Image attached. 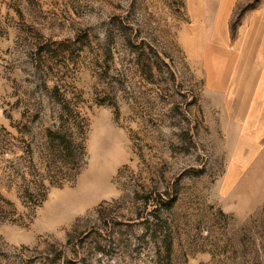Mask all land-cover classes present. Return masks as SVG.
<instances>
[{"label": "rangeland", "instance_id": "rangeland-1", "mask_svg": "<svg viewBox=\"0 0 264 264\" xmlns=\"http://www.w3.org/2000/svg\"><path fill=\"white\" fill-rule=\"evenodd\" d=\"M262 79L264 0H0V264H264Z\"/></svg>", "mask_w": 264, "mask_h": 264}, {"label": "crops", "instance_id": "crops-1", "mask_svg": "<svg viewBox=\"0 0 264 264\" xmlns=\"http://www.w3.org/2000/svg\"><path fill=\"white\" fill-rule=\"evenodd\" d=\"M238 87H246V88H251L253 87L255 90L253 91L254 94V98L257 99V102L255 103H259L260 105L258 106H254V111L256 112V117H255V127L260 128V131H256V133H254V136L252 139H254V148H252L250 150V153L248 154H253V157H257L260 153L264 152V143L262 142V146H259V141L261 140L262 136L264 135V79L262 80H257V81H248L247 83H244V81H240V80H236L234 81ZM250 94V90H245V91H240L239 92V97L240 98H244V97H248V95ZM260 114H259V113ZM259 119L262 121L261 124H258L257 121H259ZM261 126V127H260ZM263 128V130L261 131V129ZM240 152V151H239ZM250 156V155H249ZM243 158L242 155H240L238 157L239 159V163L238 166L241 167L243 166V161H241V159Z\"/></svg>", "mask_w": 264, "mask_h": 264}, {"label": "trees", "instance_id": "trees-1", "mask_svg": "<svg viewBox=\"0 0 264 264\" xmlns=\"http://www.w3.org/2000/svg\"><path fill=\"white\" fill-rule=\"evenodd\" d=\"M67 138H68V136L66 134L61 136V135L56 133L52 139L53 140L52 146H53L54 150H57V148H58V150H60V152L62 154L68 155L72 146H71V141L68 140ZM43 181L39 182L38 179H35L34 181L31 182V185L29 186V188H39L40 191H42V190H44V182Z\"/></svg>", "mask_w": 264, "mask_h": 264}]
</instances>
